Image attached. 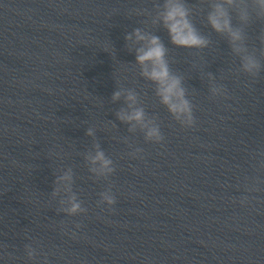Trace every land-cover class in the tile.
Here are the masks:
<instances>
[{
  "label": "clouds",
  "instance_id": "1",
  "mask_svg": "<svg viewBox=\"0 0 264 264\" xmlns=\"http://www.w3.org/2000/svg\"><path fill=\"white\" fill-rule=\"evenodd\" d=\"M133 13L144 19L139 21L140 27L126 33L125 46L129 52H135L134 65L139 70V76L153 85L154 95L159 103L181 127L193 128L196 125L191 91L185 86V75L173 70L168 58L170 49L151 29L163 28L173 46L192 50L197 56L206 49L216 51L217 41L213 40V34L225 40L232 57V66L228 72L239 82L243 77L246 88L251 89L264 74V0H194L192 3L188 0H151V8H135ZM203 29L210 31L205 32ZM192 67H195V64ZM204 76L209 99L231 98L227 84L220 82L225 79L224 75H221L219 80L212 72H206ZM116 84L117 89L111 96V102L123 100V106L115 112L117 120L127 125L129 134H142L145 143L162 144L165 136L158 117L146 111L140 93L134 88L125 87L119 81H116ZM110 123L116 125L112 121ZM96 133V128L89 125L85 134L92 142L82 156L94 178L108 181L104 190L98 193L97 205H107L110 211H115L117 197L109 178L116 172V166L113 159L101 148ZM123 142L131 149L128 153L130 157L143 159L142 147L131 143L127 136L123 138ZM251 158L255 175L245 178V193L262 190L264 146L256 149ZM55 176L50 197L58 205L56 212L68 216L86 214L88 209L74 190L73 168L55 170ZM233 202H238L244 207L249 204L250 197L242 195L238 200L234 198ZM25 239L31 241L30 236L26 235ZM0 247L6 245L0 243ZM24 253L27 260L36 264H50L48 254L44 253L39 245L26 243Z\"/></svg>",
  "mask_w": 264,
  "mask_h": 264
}]
</instances>
